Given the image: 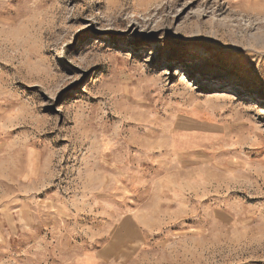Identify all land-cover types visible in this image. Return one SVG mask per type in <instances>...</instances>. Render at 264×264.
<instances>
[{
  "label": "rangeland",
  "instance_id": "1",
  "mask_svg": "<svg viewBox=\"0 0 264 264\" xmlns=\"http://www.w3.org/2000/svg\"><path fill=\"white\" fill-rule=\"evenodd\" d=\"M0 264H264V0H0Z\"/></svg>",
  "mask_w": 264,
  "mask_h": 264
}]
</instances>
